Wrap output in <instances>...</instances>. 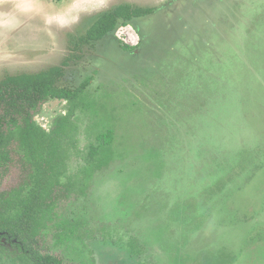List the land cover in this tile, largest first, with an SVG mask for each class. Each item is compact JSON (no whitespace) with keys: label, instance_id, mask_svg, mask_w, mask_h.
I'll return each mask as SVG.
<instances>
[{"label":"rangeland","instance_id":"374dc122","mask_svg":"<svg viewBox=\"0 0 264 264\" xmlns=\"http://www.w3.org/2000/svg\"><path fill=\"white\" fill-rule=\"evenodd\" d=\"M121 4L155 12L75 47ZM63 62L60 86L91 81L80 108L52 100L33 117L75 128L64 235L43 245L69 264H264V0H0V78Z\"/></svg>","mask_w":264,"mask_h":264},{"label":"trees","instance_id":"16d2710c","mask_svg":"<svg viewBox=\"0 0 264 264\" xmlns=\"http://www.w3.org/2000/svg\"><path fill=\"white\" fill-rule=\"evenodd\" d=\"M154 12L151 7L118 5L100 15L77 39L75 47L98 42L118 26ZM64 75L65 62L36 73L0 78V242L6 240L16 249L13 260L17 264H69L42 240L47 229L52 230V236L64 235L63 225L57 221L61 198L70 191L62 177L69 157L67 147L75 146V128L68 120L69 114L56 118L49 133L33 120L48 101H66L71 109L82 106L91 79L69 89L60 86ZM113 137L112 130L97 134L96 144H90L84 154L85 162L92 163ZM64 138L68 140L66 145L62 143ZM13 171H20L22 182L6 190L3 186ZM3 252L0 247V255Z\"/></svg>","mask_w":264,"mask_h":264},{"label":"flooded vegetation","instance_id":"af4514ba","mask_svg":"<svg viewBox=\"0 0 264 264\" xmlns=\"http://www.w3.org/2000/svg\"><path fill=\"white\" fill-rule=\"evenodd\" d=\"M150 16H151V15H150ZM150 16H148V17H150ZM134 20H136V19H134ZM43 130H44V129H43ZM44 131H45V130H44ZM49 132H50V131H49ZM49 132H47V133H49ZM74 145H75V144H74ZM70 148L72 149V148H74V146H72V147H70ZM72 150H73V149H72ZM68 151H69V149H68ZM3 241H5V242L7 243L6 240H3V239H2V241L0 242V244H1L0 247L2 246V242H3ZM7 244H10V243H7ZM10 245H11V244H10ZM11 247H12V246H11ZM2 248H3V247H2ZM13 248H14V247H13ZM3 249H4V248H3ZM15 250H16V249H15ZM4 251H5V249H4ZM3 253H4V252H3ZM3 253H2V254H3ZM2 254H1V255H2ZM15 255H16V254H15ZM63 257H64V256H63ZM14 258H15V256H14ZM64 258H65V257H64ZM16 264H17V263H16Z\"/></svg>","mask_w":264,"mask_h":264}]
</instances>
